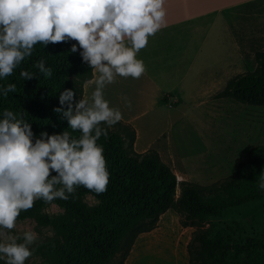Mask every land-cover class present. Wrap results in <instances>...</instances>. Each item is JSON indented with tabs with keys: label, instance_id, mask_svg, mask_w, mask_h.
I'll return each mask as SVG.
<instances>
[{
	"label": "rangeland",
	"instance_id": "374dc122",
	"mask_svg": "<svg viewBox=\"0 0 264 264\" xmlns=\"http://www.w3.org/2000/svg\"><path fill=\"white\" fill-rule=\"evenodd\" d=\"M164 5V26L138 54L145 73L139 79L117 77L104 97L135 131L132 144L129 133L119 131L128 147L156 151L178 183L216 185L253 148L264 146V107L216 98L229 80L257 69L256 54L264 52V0H164ZM92 88H82V95L90 96ZM81 201L92 210L101 205L89 192ZM65 212L57 202L42 209L49 218ZM212 227L234 243L264 242V197L224 211L206 226ZM25 229L38 233L26 264H50L44 256L48 250L61 258L74 250L51 225L17 219L15 231ZM197 229L183 226L181 216L169 210L152 231L137 236L128 254L123 250L109 264H188V245ZM246 263L239 259L238 264Z\"/></svg>",
	"mask_w": 264,
	"mask_h": 264
},
{
	"label": "clouds",
	"instance_id": "9594fccd",
	"mask_svg": "<svg viewBox=\"0 0 264 264\" xmlns=\"http://www.w3.org/2000/svg\"><path fill=\"white\" fill-rule=\"evenodd\" d=\"M165 16L164 0H0V82L18 68L25 81L36 78L20 66L37 44L74 41L71 53L78 52L91 70L82 88L93 86L90 96L79 98L75 89L60 91L52 109L67 123L60 132L36 133L21 113L0 111V264H26L32 256L38 233L15 229L35 201H67L80 187L96 195L107 191L110 173L98 141L122 113L110 106L104 89L117 77L139 79L145 73L138 54ZM33 67L46 77L53 74L43 57ZM16 91L15 83H0V97ZM257 187L264 193V171Z\"/></svg>",
	"mask_w": 264,
	"mask_h": 264
},
{
	"label": "trees",
	"instance_id": "16d2710c",
	"mask_svg": "<svg viewBox=\"0 0 264 264\" xmlns=\"http://www.w3.org/2000/svg\"><path fill=\"white\" fill-rule=\"evenodd\" d=\"M70 48L71 42L50 44L47 48L37 44L33 55L20 66L35 73L36 78L25 81L19 77L18 68L0 82L17 86L16 92L0 97V111L9 108L21 113L36 133L66 129V121L52 110L58 106V95L64 88H70L75 89L79 98L83 82L91 78V70L81 62L79 53H71ZM41 57L51 67V77L33 67ZM256 61L257 69L253 73L229 80L216 98L264 107V52L256 54ZM67 130L70 135L79 136L78 132ZM120 130L129 133L132 144L135 131L122 120L108 129L107 137L102 136L98 141L103 146L110 173L107 191L100 195L92 193L101 200L98 208L86 207L81 197L89 191L80 187L75 198L54 201L65 208L64 215L44 216L42 209L46 204L37 200L18 217L51 225L57 236L74 245L73 252L65 258L52 250L45 251L50 264H109L123 250L128 254L137 236L152 231L159 217L169 210L181 216L183 226L198 227L188 245V264H238L241 257L246 258V264H264L262 240L247 238L234 243L228 233L206 228L211 220L220 219L224 211L264 197L257 187L258 176L264 171V146L253 148L229 178L202 187L178 183L173 170L156 151H134L126 145Z\"/></svg>",
	"mask_w": 264,
	"mask_h": 264
},
{
	"label": "crops",
	"instance_id": "0c3cea01",
	"mask_svg": "<svg viewBox=\"0 0 264 264\" xmlns=\"http://www.w3.org/2000/svg\"><path fill=\"white\" fill-rule=\"evenodd\" d=\"M164 8H165V5H164Z\"/></svg>",
	"mask_w": 264,
	"mask_h": 264
}]
</instances>
